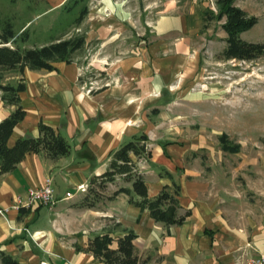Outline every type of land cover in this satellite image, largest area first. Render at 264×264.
I'll use <instances>...</instances> for the list:
<instances>
[{
  "label": "crops",
  "instance_id": "0c3cea01",
  "mask_svg": "<svg viewBox=\"0 0 264 264\" xmlns=\"http://www.w3.org/2000/svg\"><path fill=\"white\" fill-rule=\"evenodd\" d=\"M193 1L189 4L187 0H164L155 9L159 13L152 25L156 41L151 43L146 55L136 57L139 52H134L133 56L120 60V57L109 59L104 54L102 63L91 64L108 76L100 86L83 87L79 78L84 68L73 62L56 63L55 70L50 72L25 69L19 75L25 85L20 104L26 114L13 128L8 147L20 138L38 137L41 122L64 137L70 149L67 156L56 160L42 153H28L12 172L0 175V210L3 211L0 251L20 264H101L90 253L77 251L76 246L85 248L94 235L110 233L116 240L131 230L136 235L135 253L140 259L148 258L146 264L236 263L239 249L233 240L226 238L223 244L220 242L223 228L216 226L214 233L211 225L217 220L216 210L207 201L205 184L197 181L181 182L188 189L185 199L181 186V212L190 210V216L182 225L169 228L154 222L147 211L141 212L129 204L125 194L109 199L119 187L131 186L125 181L126 186H117L119 179L107 185L94 207L81 206L87 194L64 199L66 192H73L79 185L87 186L91 178L104 173L111 153L132 137L143 133L148 138L154 122L153 109L169 105L181 92L183 82L177 79L183 67L191 62L188 41L205 40L199 34L203 22L201 8L207 7L211 0ZM91 25L92 30L94 23ZM113 41L107 40V44ZM112 60L116 63H110ZM176 82L177 88L171 90ZM160 93L164 95L161 98L157 96ZM193 103L188 102V106ZM14 109L1 100L0 93V121ZM47 177L52 179L56 192L57 201L52 208L38 205L31 209L14 208L17 197L25 198L29 189L40 187ZM198 207L205 214L204 221L195 220ZM110 218L121 230L104 226ZM112 247H116L115 242Z\"/></svg>",
  "mask_w": 264,
  "mask_h": 264
},
{
  "label": "rangeland",
  "instance_id": "374dc122",
  "mask_svg": "<svg viewBox=\"0 0 264 264\" xmlns=\"http://www.w3.org/2000/svg\"><path fill=\"white\" fill-rule=\"evenodd\" d=\"M59 1L0 0V37L12 36L7 44L10 47L30 49L57 39L85 36V45L72 62L84 68L79 83L90 89L108 80L106 72L91 66L102 63L104 54L120 60L134 52L141 54L136 57L147 54L156 41L152 25L159 13L155 9L164 0H64L57 5ZM235 4L257 19L240 34L241 40L264 43V0H235ZM205 10L216 15L215 0L202 6L201 11ZM222 22H201L199 34L205 40L188 41L191 62L178 76L177 81L183 82L181 92L169 105L152 111L154 122L147 142L152 157L132 158L143 174L149 196L165 184L171 186L172 181L182 186L183 198L188 197L183 179L205 184L207 201L216 210L217 220L211 228L214 233L216 226L223 228L220 242L233 240L239 249L235 264H246L264 253V56L251 61L225 60L221 56L225 47ZM107 40L115 41L107 44ZM19 75L15 70L0 71V84L15 85ZM177 86L178 82L170 89ZM188 102L194 103L188 106ZM221 134L240 145L239 153L220 150ZM117 179V186H126ZM199 208L195 220L204 221ZM104 226L121 230L111 218Z\"/></svg>",
  "mask_w": 264,
  "mask_h": 264
},
{
  "label": "trees",
  "instance_id": "16d2710c",
  "mask_svg": "<svg viewBox=\"0 0 264 264\" xmlns=\"http://www.w3.org/2000/svg\"><path fill=\"white\" fill-rule=\"evenodd\" d=\"M217 14L205 10L202 12V20L222 21L221 29L225 33V47L221 56L225 60L251 61L264 56V43H249L241 40L240 34L252 28L257 19L250 16L235 4V0H215ZM85 10L82 12V20ZM209 15V19H206ZM9 37H0V71L15 70L23 74L28 70L54 71L56 63L70 64L75 53L85 45V36H72L68 39H57L47 45L37 48L21 49L10 47ZM25 90L23 79L15 85L0 84L1 100L14 111L0 121V175L12 172L25 158L26 154H44L51 160L65 157L69 154L68 142L50 126L38 124V137H25L18 139L12 147H8L7 141L12 134L13 128L24 119L25 110L20 104V93ZM222 152L237 154L240 145L232 143L226 134L218 138ZM148 138L146 134L132 137L129 141L110 155L107 170L99 176L91 178L88 195L81 203L83 207H94L101 200L102 193L107 185L117 178L130 183V187H119L110 197L125 194L128 203L138 208L141 212L147 211L150 218L162 224L165 228L182 225L190 216V210H184L179 203L181 188L172 181L171 186L165 185L154 197L148 196V187L143 176L138 171L132 157L138 159H151L152 155L147 148ZM169 175V174H168ZM136 235L133 231H125V234L114 240L110 233L94 235L89 239L85 248L76 246L77 251L90 253L101 264H146L148 258L140 259L136 253L133 241ZM116 247L113 248V243ZM2 264H20L12 256L0 251Z\"/></svg>",
  "mask_w": 264,
  "mask_h": 264
},
{
  "label": "built area",
  "instance_id": "2783aa9c",
  "mask_svg": "<svg viewBox=\"0 0 264 264\" xmlns=\"http://www.w3.org/2000/svg\"><path fill=\"white\" fill-rule=\"evenodd\" d=\"M87 186L79 185L73 192H66L64 199L70 200L76 194H85ZM56 192L53 188V182L50 177L45 178L43 184L38 188H31L27 191L25 198L17 197L14 200V208L16 209H31L33 206H44L52 208L56 203ZM3 211L0 210V213ZM246 264H264V254L250 258Z\"/></svg>",
  "mask_w": 264,
  "mask_h": 264
}]
</instances>
